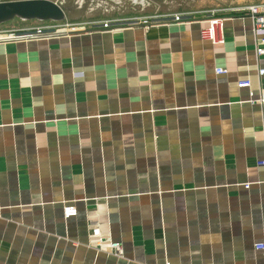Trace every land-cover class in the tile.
<instances>
[{"label": "crops", "instance_id": "0c3cea01", "mask_svg": "<svg viewBox=\"0 0 264 264\" xmlns=\"http://www.w3.org/2000/svg\"><path fill=\"white\" fill-rule=\"evenodd\" d=\"M239 9L222 45L209 16L0 43V264H264V103L237 88L264 94V60Z\"/></svg>", "mask_w": 264, "mask_h": 264}, {"label": "rangeland", "instance_id": "374dc122", "mask_svg": "<svg viewBox=\"0 0 264 264\" xmlns=\"http://www.w3.org/2000/svg\"><path fill=\"white\" fill-rule=\"evenodd\" d=\"M16 0H0V2ZM19 1V0H18ZM57 3L66 18L58 23L14 19L0 25V31L31 28L41 25H65L69 29L99 26L101 21L116 25L134 22H157L170 19L175 12L192 17H207L221 11L243 8L264 0H49Z\"/></svg>", "mask_w": 264, "mask_h": 264}, {"label": "built area", "instance_id": "2783aa9c", "mask_svg": "<svg viewBox=\"0 0 264 264\" xmlns=\"http://www.w3.org/2000/svg\"><path fill=\"white\" fill-rule=\"evenodd\" d=\"M240 12L247 13L252 20V31L255 37L254 53L257 62L264 60V5L253 4L239 9ZM191 19V15L188 14H175L169 20L179 23L188 22ZM223 18L212 14L207 19V26L200 30V37L203 40L209 41L213 45H222L224 43V36L222 32ZM48 23V22H47ZM98 28L102 29H116L118 25L115 21H101L98 23ZM83 28V27H82ZM79 28V29H82ZM77 29H69L65 25H41L31 28L12 29L0 31V43L4 44L17 40H40L52 37H57L67 34L69 31ZM225 68H218L215 70L217 75L226 74ZM257 78L261 80L264 78V67H258ZM237 88L246 89L248 93V100L246 101L251 105H261L264 103V94H259L255 97L254 90L251 87V81L249 79L240 80L237 82ZM257 166L264 167V159L257 162ZM251 184H244V189H249ZM78 210L74 205H66L63 208V217L65 219L76 217ZM88 247L94 249L97 253L107 254L116 258H123L124 251L120 243L114 242L109 233H102L98 226L92 228L90 234V240ZM255 250L264 252V244L255 245Z\"/></svg>", "mask_w": 264, "mask_h": 264}, {"label": "water", "instance_id": "95a60500", "mask_svg": "<svg viewBox=\"0 0 264 264\" xmlns=\"http://www.w3.org/2000/svg\"><path fill=\"white\" fill-rule=\"evenodd\" d=\"M64 10L49 0H16L0 2V25L14 19L37 22H61Z\"/></svg>", "mask_w": 264, "mask_h": 264}]
</instances>
